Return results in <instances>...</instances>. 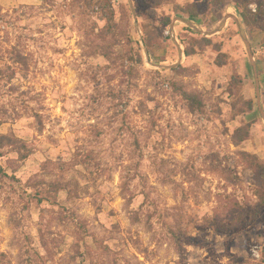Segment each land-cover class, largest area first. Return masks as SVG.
Masks as SVG:
<instances>
[{"label": "rangeland", "instance_id": "rangeland-1", "mask_svg": "<svg viewBox=\"0 0 264 264\" xmlns=\"http://www.w3.org/2000/svg\"><path fill=\"white\" fill-rule=\"evenodd\" d=\"M248 1L264 26V0ZM227 14L243 34L232 18L212 36L195 30ZM144 26L170 40L147 49ZM184 26L221 41L224 63L212 48L187 57L177 35H200ZM243 37L264 112V29L246 28L233 5L0 0V132L29 153L0 150V264H264V120Z\"/></svg>", "mask_w": 264, "mask_h": 264}, {"label": "trees", "instance_id": "trees-1", "mask_svg": "<svg viewBox=\"0 0 264 264\" xmlns=\"http://www.w3.org/2000/svg\"><path fill=\"white\" fill-rule=\"evenodd\" d=\"M46 3L51 4L53 0H42ZM143 2L148 3L151 6H158L162 5L166 2H170L172 0H141ZM250 1L248 0H206V6L210 13L214 12V10L219 8H227L230 5L235 6L237 9V12L240 16V19L244 26L246 28L251 27H261V29H264V26H262L259 22V14L258 13H252L251 9L248 7V4ZM181 12L183 14H187L189 17H195L198 16L199 12L197 8L193 5H187L185 7H181ZM264 17V16H262ZM172 22L171 17L167 16L164 19V25L169 26ZM152 30H149L148 27L144 28V33L142 36V42L143 45L149 49L154 45H158L162 43L164 40H170L169 36H164L162 32H158L156 30V26H152ZM207 28V25H206ZM184 29L188 30L192 34L200 35V33L194 31L189 26H184ZM178 39L180 40V43L184 46V54L187 57H190L196 53H199L207 48H212V50L216 53H218V61L221 63H224L222 60V47L223 43L221 41H214L212 37H206L204 35H200L195 38H185L182 35H177ZM127 42L129 44V54H128V60L133 63L134 65H139L142 63V53H141V46L139 43H135L136 47L133 45L132 40L127 36L126 37ZM222 54V55H221ZM101 55L105 57L107 62L114 63L119 56H116V53L111 49L110 45H105L102 47ZM183 67L181 65L176 67H171L170 70L176 71L180 70ZM239 78V76L236 74V79ZM235 79V78H234ZM240 81V80H239ZM174 89L182 95V97L185 99V101L188 104V107L191 111L200 110L202 111L204 104L202 101V98L200 95L196 92H188L183 89L182 86L178 85L176 82L172 83ZM246 103V110H252L253 105L251 101H247ZM250 134V124L246 123L244 125H241L239 127H236L232 134V142L236 145L240 144L244 140H246L249 137ZM3 148H10L13 149L18 154V158L20 160H23L28 157L27 146L25 145L24 141L20 138H18L15 135L10 134H4L0 132V150ZM263 175H264V168H263ZM260 203L264 206V177H263V185H262V192L259 193ZM6 264V263H5ZM8 264V263H7Z\"/></svg>", "mask_w": 264, "mask_h": 264}, {"label": "water", "instance_id": "water-1", "mask_svg": "<svg viewBox=\"0 0 264 264\" xmlns=\"http://www.w3.org/2000/svg\"><path fill=\"white\" fill-rule=\"evenodd\" d=\"M228 18H232L233 20H235V21L237 22V25H238V27H239V29H240V32L243 34V28H242V26H241V23L237 20V18H236L234 15H231V14H227V15L224 17L223 21L221 22L220 26H219L216 30H214V31H205V30H202V29H199V28H195V27H193L191 24H189V22L186 21L185 19H182V21L188 23L191 27L195 28V30H197L198 32H202V33H203L204 35H206V36H212V35H214V34L219 33V32L222 30V28H223V26L225 25L226 20H227ZM173 26H174V24H172L171 28H173ZM243 38H244V41H245V43H246V45H247V47H248V50H249L248 54H249V58H250V60H251V65H252L253 72H254V78H255V80H256V90H257V96H258V106H259V108H260V112H261V114H262V118H263V120H264V112H263V109H262V106H261V103H260V98H259V94H260V92H259L258 72H257L256 64H255V62H254V60H253V55H252V52L250 51V46H249V44H248V41L246 40L245 37H243Z\"/></svg>", "mask_w": 264, "mask_h": 264}, {"label": "crops", "instance_id": "crops-1", "mask_svg": "<svg viewBox=\"0 0 264 264\" xmlns=\"http://www.w3.org/2000/svg\"><path fill=\"white\" fill-rule=\"evenodd\" d=\"M173 28H174V30H175V29H176V26L174 25ZM176 38H177V37H176ZM183 53H184V52H183Z\"/></svg>", "mask_w": 264, "mask_h": 264}]
</instances>
